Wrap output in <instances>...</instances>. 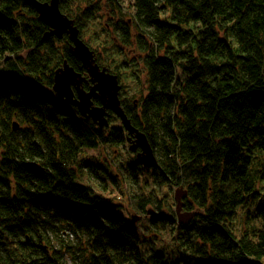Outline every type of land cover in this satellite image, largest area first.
<instances>
[{
  "label": "trees",
  "instance_id": "1",
  "mask_svg": "<svg viewBox=\"0 0 264 264\" xmlns=\"http://www.w3.org/2000/svg\"><path fill=\"white\" fill-rule=\"evenodd\" d=\"M96 1L106 23L87 36ZM85 2L58 6L117 77L156 165L109 155L122 130L49 93L79 63L67 36L44 39L28 3L0 0V264H264V0ZM173 185L202 212L187 227L144 215L172 209Z\"/></svg>",
  "mask_w": 264,
  "mask_h": 264
},
{
  "label": "water",
  "instance_id": "2",
  "mask_svg": "<svg viewBox=\"0 0 264 264\" xmlns=\"http://www.w3.org/2000/svg\"><path fill=\"white\" fill-rule=\"evenodd\" d=\"M22 1L32 6L38 20L48 27L49 31L43 36L44 39L49 36H56L59 39L63 34L67 35L70 42V55L78 60L81 68L86 70L88 75L92 77L86 80L65 61L54 72L52 92L66 105L74 107L84 120H91L100 129L108 125L107 118L109 115L113 114L119 118L121 125L128 131L130 136L134 135V137L140 138L139 145L129 147L132 152H136L137 148L139 149L136 154L137 163L146 169L154 167L156 159L146 136L131 125L130 120L122 109L119 99L120 86L117 77L111 75L106 69L98 71L97 66L95 68L92 67L93 53L79 39V31L73 26V22L69 21L60 12L59 0H49V2L44 3H40L37 0ZM95 76L96 78L93 80ZM88 83L91 85L87 91H84L83 85ZM92 100H97L99 106H95ZM13 129H17L15 124ZM128 141L130 142V139ZM34 168L38 169L37 167ZM175 201L178 202L179 199H175ZM176 209H179V206H176ZM135 221L134 219L132 220L133 223Z\"/></svg>",
  "mask_w": 264,
  "mask_h": 264
},
{
  "label": "bare ground",
  "instance_id": "3",
  "mask_svg": "<svg viewBox=\"0 0 264 264\" xmlns=\"http://www.w3.org/2000/svg\"><path fill=\"white\" fill-rule=\"evenodd\" d=\"M32 7V6H31ZM94 58H92V67L95 68L94 66ZM80 64V62H79ZM81 67V64H80ZM56 71V70H55ZM54 71V72H55ZM54 74V73H53ZM96 78V76L93 78V80ZM101 106V105H100ZM131 140L129 142V146L127 147H135L137 145H139L140 143V138L139 137H134L131 136ZM128 151L131 153V156L136 157V154L139 152V149H136V152H132L129 148ZM212 188V186H210ZM210 188V189H211ZM160 196L162 198H164V200H168V199H172L170 200V204L174 203L172 206V209H150L149 207L147 209H145V214L148 217H153L158 215V217L160 219H162L165 223L167 222L170 225H173L174 227L177 226H181V227H187L189 226L196 218L201 217L202 212L200 209H183L179 204V201L176 202L175 199H182L185 198L187 196V192L184 189V187L182 186H177V185H173L172 187H170L167 190H162ZM159 196V197H160ZM160 197V198H161ZM176 206H179V209H176ZM182 208V209H181ZM172 219L174 220V224L172 222ZM27 240V238H26ZM193 257V256H192ZM215 258V257H214ZM213 256H211V259L209 260V264L210 261L214 259ZM213 262V261H211Z\"/></svg>",
  "mask_w": 264,
  "mask_h": 264
},
{
  "label": "rangeland",
  "instance_id": "4",
  "mask_svg": "<svg viewBox=\"0 0 264 264\" xmlns=\"http://www.w3.org/2000/svg\"><path fill=\"white\" fill-rule=\"evenodd\" d=\"M93 0H86V2H85V4H83V5H81L80 6V8H81V11L83 10V9H85V10H87V9H90V8H92V6L91 5H89V3H93L92 2ZM99 4V5H98ZM100 4H101V6H100ZM104 4H105V2H102V3H100V2H95L94 3V5L95 6H99L98 7V10H96L95 8L92 10V13H91V15H88V13H87V20H86V22H88L87 23V25H88V27H86V31H85V33H82V34H86V32H88L89 31V29H90V33H92L93 31H97L98 29H99V27L101 26V24H105L106 23V13H105V9H104ZM85 16H86V14H85ZM78 35H80V33L78 34ZM87 35V34H86ZM88 36V35H87ZM64 37H66V34H63L62 35V37H61V39L62 38H64ZM60 38L58 39V40H61ZM88 39H89V37H88ZM84 43V42H83ZM85 44V43H84ZM86 45V44H85ZM87 47V46H86ZM89 49V48H88ZM130 55V54H129ZM92 78V77H91ZM125 82V81H124ZM89 84L90 83H88V84H84L83 86H89ZM83 121H85V120H83ZM89 123V122H88ZM108 123H109V125H108V127L105 129V127L103 128V129H105V132L106 131H108V130H111V129H109V127L111 126V128H114V127H117V129L119 128V123H120V121H119V119L118 118H114V119H112V118H109L108 119ZM96 127H97V125H95ZM120 126H121V124H120ZM121 130H124L123 129V127L121 126L120 128H119V132H121ZM128 146V144H127V142L125 143V147H123V148H121V150H119L118 152H117V150H114V151H109L108 152V154L110 155L111 153H115L117 156L119 155V156H121V157H124V160H128L127 158H128V154L130 153L129 151H128V148L129 147H127ZM124 148H125V150H124ZM100 153H105V152H102V151H100ZM121 160V159H120ZM117 161V160H116ZM122 162V161H121ZM170 200H172V199H169V201ZM130 213V212H129Z\"/></svg>",
  "mask_w": 264,
  "mask_h": 264
},
{
  "label": "flooded vegetation",
  "instance_id": "5",
  "mask_svg": "<svg viewBox=\"0 0 264 264\" xmlns=\"http://www.w3.org/2000/svg\"><path fill=\"white\" fill-rule=\"evenodd\" d=\"M69 66H71V67L74 69L75 72L81 74L86 80H89V78H88L89 75L87 74V72H86L85 70H83V69L80 67V64H79V63L74 64V66H78V67H74V66H72V65H69ZM88 87H89V86H83L84 91H87ZM93 104H94L95 106H99V104H98L95 100H93ZM111 117H112V116L109 115V117L107 118V120H108L109 118H111Z\"/></svg>",
  "mask_w": 264,
  "mask_h": 264
}]
</instances>
